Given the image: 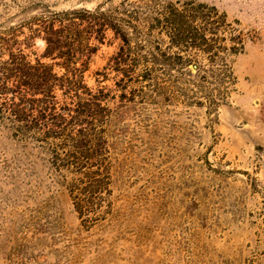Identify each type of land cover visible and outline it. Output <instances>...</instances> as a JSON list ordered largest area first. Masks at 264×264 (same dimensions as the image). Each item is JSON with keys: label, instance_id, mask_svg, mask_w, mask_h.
<instances>
[{"label": "rangeland", "instance_id": "obj_1", "mask_svg": "<svg viewBox=\"0 0 264 264\" xmlns=\"http://www.w3.org/2000/svg\"><path fill=\"white\" fill-rule=\"evenodd\" d=\"M0 264H264V0H0Z\"/></svg>", "mask_w": 264, "mask_h": 264}, {"label": "trees", "instance_id": "obj_2", "mask_svg": "<svg viewBox=\"0 0 264 264\" xmlns=\"http://www.w3.org/2000/svg\"><path fill=\"white\" fill-rule=\"evenodd\" d=\"M46 43H47V47H46V51H47V55H51L52 53L55 52L56 49H58V41H54L51 38L48 37H44ZM65 53V52H63ZM48 67V66H47ZM48 69H51V66L48 67Z\"/></svg>", "mask_w": 264, "mask_h": 264}]
</instances>
